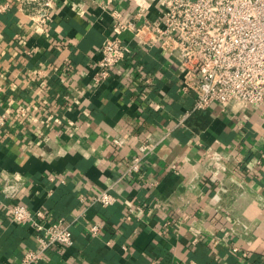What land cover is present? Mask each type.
<instances>
[{
  "label": "crops",
  "instance_id": "0c3cea01",
  "mask_svg": "<svg viewBox=\"0 0 264 264\" xmlns=\"http://www.w3.org/2000/svg\"><path fill=\"white\" fill-rule=\"evenodd\" d=\"M1 5L0 180L23 187L0 191V264L37 247L14 203L71 229L38 264H264V105L195 109L178 62L130 32L131 54L95 81L115 16L158 23L160 0H57L48 29L17 0ZM128 134L161 139L138 171L135 139L111 143ZM101 190L115 202L92 203ZM129 205L141 209L124 220Z\"/></svg>",
  "mask_w": 264,
  "mask_h": 264
},
{
  "label": "built area",
  "instance_id": "2783aa9c",
  "mask_svg": "<svg viewBox=\"0 0 264 264\" xmlns=\"http://www.w3.org/2000/svg\"><path fill=\"white\" fill-rule=\"evenodd\" d=\"M17 2L34 24L48 29L57 0ZM160 8L158 23L147 19L137 23L115 16L111 34L99 49L95 81L106 79L131 54V47L121 38L122 33L130 32L139 45H156L178 62L181 89L194 94L195 109L215 102L223 106L264 105V0H160ZM143 11L141 8L136 17L141 18ZM131 139L136 141V153L129 171H138L142 159L155 150L161 139L149 136L141 140L128 134L114 136L111 143L120 150ZM22 187L23 179L17 175L0 180V191L10 199L15 200ZM115 200L107 190L91 198L92 203L102 206ZM140 209L129 205L123 219H131ZM10 211L14 221H30L36 232L37 247L26 250L19 264H38L48 249L73 243L71 229L62 218L48 221L42 210L31 211L20 203H14ZM101 227L93 223L89 230L96 234Z\"/></svg>",
  "mask_w": 264,
  "mask_h": 264
}]
</instances>
